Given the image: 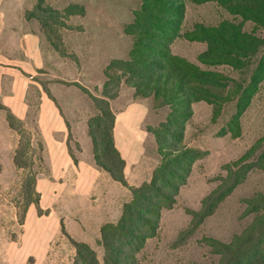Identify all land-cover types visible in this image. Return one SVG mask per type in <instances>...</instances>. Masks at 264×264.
Instances as JSON below:
<instances>
[{"label":"trees","instance_id":"trees-1","mask_svg":"<svg viewBox=\"0 0 264 264\" xmlns=\"http://www.w3.org/2000/svg\"><path fill=\"white\" fill-rule=\"evenodd\" d=\"M140 1V6L133 10V20L124 28L125 33L133 38L129 57L115 58L106 65V80L101 86L100 96L92 94L80 82L72 83L88 94L98 108V112L88 120V134L93 142L96 164L132 194L131 201L123 204L118 222L107 223L101 229L102 260L89 244L70 239L76 248L75 264H139L140 251L149 239L158 234L163 210L174 207L194 164L202 158L199 150L185 143L187 124L195 113L193 104L206 102L221 107L235 102L236 113L231 117L229 133L238 137L241 134L239 118L245 114L264 81V39L256 34L259 29L264 30V0ZM187 2H216L234 18H240V22L223 19L217 26H205L200 22L183 31ZM39 11L57 15L61 28L84 31L83 25L67 24L70 17L86 15V7L82 4L71 3L63 10H57L46 6L44 0H36L35 7L24 16L33 19ZM246 22L255 25L251 32L244 29ZM179 38L207 44L206 51L198 55V60L208 69L172 52L171 45ZM65 47L54 45L64 57H73L75 54L69 53ZM218 65L231 66L240 71L252 65L255 67L244 85L210 69ZM231 84L236 86L234 90ZM123 85L132 88L137 99L152 97L156 110L163 107L170 109L163 122L155 127L148 126V131L156 140L160 162L152 179L138 187L127 184L125 160L114 143L115 114L111 101L118 97ZM8 112L10 125L21 137L14 154V164L25 171L22 182L24 210L19 220L23 224L31 204L36 206L40 215L45 212L40 208L41 195L36 188L37 172L33 158L36 148L32 137L23 129L25 122ZM261 141L264 137L256 144ZM39 146L42 149L43 145ZM254 147L241 159L225 165L227 175L221 178V184L216 189L203 198L198 211L188 210L192 217L191 232L215 213L236 186L246 180L251 169L258 167L264 170V164L246 163ZM260 160L264 162V153ZM244 204L245 214L254 217L241 233L234 235L230 243L206 238L213 253L220 257L218 264H264V194L247 198ZM27 264H35L34 259L29 258Z\"/></svg>","mask_w":264,"mask_h":264},{"label":"rangeland","instance_id":"rangeland-1","mask_svg":"<svg viewBox=\"0 0 264 264\" xmlns=\"http://www.w3.org/2000/svg\"><path fill=\"white\" fill-rule=\"evenodd\" d=\"M44 1L46 6H51L57 10H63L71 3L82 4L86 7V15L78 18L77 23L81 24L72 22L73 17H70L67 21L69 25H83L84 32L74 35L67 34V32L73 31L60 27V18L57 15L39 11L33 19L37 20L41 26L44 48L60 54L54 48V45L64 48L66 46L64 39L66 38L65 41L68 42L69 47L66 46L65 50L76 55V57L74 55L68 58L61 55L63 57L57 59L53 57L50 61L52 65L49 66L51 74L53 75L54 71L57 75L72 80L78 76L82 82L86 83V85L83 84L85 88L92 94L100 96L101 86H103L105 79L104 69L106 64L115 58L127 59L129 57L133 38L125 33L124 28L126 24L133 20V10L140 6L141 1ZM201 6L204 7L203 4L189 3L187 5V10L190 7L189 16H193L195 8L201 9ZM201 14L204 16L203 20L206 23L211 22V25H216L217 22L215 21L223 19L240 22V18H234L223 7L221 8L215 4L203 9ZM197 16L198 14H195L194 17H190L188 25H191L194 21H199L194 20L197 19ZM254 27L253 23L246 22L244 29L251 32ZM256 34L264 39V30L259 29ZM61 41L65 46L62 45ZM201 45L205 46V44L197 43L196 49L184 38H179L175 45L177 49L172 48V51L201 66L200 61L195 56ZM202 67L204 69L209 68ZM254 67L255 65H252L249 69L240 71L231 66L218 65L210 67V69L220 71L222 74L246 85ZM41 77L48 78L49 76L43 75ZM81 81L79 82L81 83ZM50 87L54 93L66 102L74 96L90 99L93 104V111H95L94 115L98 112L92 98L79 87L75 85L65 86L62 81L51 82ZM230 87L232 90L236 88L234 84H231ZM122 89H125V91H131V89L129 86L123 85L121 95L117 100L127 104L130 95ZM116 103L114 104L115 107ZM150 108L145 122L150 123L151 126L154 123L157 126L163 121L166 113L169 112L168 107L159 112H155L152 107ZM193 108L195 114L187 124L185 143L199 150L202 153V158L196 161L188 182L181 188L177 203L172 209L163 210L158 234L149 239L146 247L140 251L138 255L139 264H218L220 257L213 253L214 250L208 244L206 238L230 243L234 235L241 233L254 217L252 214H245L244 200L258 193L264 194V170L255 167L248 172L246 180L241 185H237L234 191L218 206L215 213L191 232L190 220L192 217L188 210L198 211L203 198L221 184V178L227 175L226 170H224L226 164L241 159L254 145V152L246 163L264 164L260 160L262 153H264V141L256 144L258 140L264 137V81L245 114L239 118L241 134L238 137H234L229 133L231 117L236 113L235 102L226 103L221 107H214L205 102H196ZM70 122H74V133L83 139L84 136L80 133L81 122L72 120ZM23 129L32 137V144L36 148L33 157L35 171L37 172L36 179L40 177V174L47 177L50 168L46 160L44 147L42 146L41 149L39 146L42 142L38 136L35 119H29L24 124ZM84 134L86 135L85 139L89 140L88 155H90L93 153L92 143L86 131ZM20 140L19 133L10 125L8 110L0 104V264H27L29 258H31L24 254V245L27 241L24 238V233L28 228V224L25 223L27 218L23 222L25 225L19 222L24 210L22 182L25 171L15 166L14 154ZM70 145L73 155L81 150L79 149L81 147L80 143L73 136H71ZM147 152L149 158L154 157L155 153L157 154L155 140L153 142L150 140L147 143ZM83 153L87 154L86 150H83ZM30 206L33 216L37 220L39 213L36 206L33 204ZM42 210L45 212L44 215L48 214L46 208ZM42 218L46 220V216ZM32 226H35V223ZM65 244L66 246L61 248L60 252H64V255L70 259V263L74 261L75 264L76 248L71 240H67ZM94 249L98 254V258L102 260L104 249L101 242H98Z\"/></svg>","mask_w":264,"mask_h":264},{"label":"crops","instance_id":"crops-1","mask_svg":"<svg viewBox=\"0 0 264 264\" xmlns=\"http://www.w3.org/2000/svg\"><path fill=\"white\" fill-rule=\"evenodd\" d=\"M189 3L196 4L193 2L186 4L183 31L191 29L195 23L217 26L222 21H215L217 24L211 25V22L206 23L203 20L204 16L201 14L203 9L214 4L218 6L216 2H207L196 4L204 5L201 9L195 8V14L198 16L194 20L199 21L188 25L190 17L195 16V14L189 16L190 7L187 10ZM35 5L36 0H0V104L25 123L31 118L35 119L38 136L50 168L47 177L40 174L36 181L37 191L41 195L40 208H46L48 214H38V219L35 220L31 206L29 210L27 209V219L25 218L26 221L24 219L26 225L28 224L24 233V238L27 239L24 254L33 258L36 264H74V261L70 263L64 252H60L61 248L66 246L67 240L87 243L94 249L101 241L102 227L107 223L118 222L123 204L131 201L132 194L121 183L113 180V177L94 160V146L88 134V120L95 113L92 101L74 96L66 102L52 91L51 82L62 81L65 86L70 87L73 86L72 83L81 80L78 76L73 80L62 77L54 71L53 75L51 74L49 69L52 65L51 59L63 56L44 48V37L39 22L25 18L24 14ZM78 18L81 17H73L72 22L81 24L77 23ZM78 33L82 32H67L73 35ZM65 39L64 43L69 47ZM176 41L171 45V50L176 48ZM186 41L195 48L197 43L205 44L201 41ZM49 48L52 49L51 46ZM206 48L207 44L199 47L200 50L198 49L195 55L197 59ZM202 66L204 65L201 64ZM43 75L49 77L42 78ZM105 80L106 77L104 82ZM81 83L86 85L85 82ZM130 89L131 91L122 89L130 95L127 104L117 101L121 95V88L118 97L111 101L115 114L113 136L115 146L125 160V180L129 186L138 187L152 179L153 172L160 162L157 144V154L155 153L154 157L149 158L147 152V143L155 140L153 134L148 131L151 124L145 122L148 112L150 107L155 112L165 107L156 110L152 97L137 99L135 91ZM71 120L81 122L80 133L84 136L83 139L74 133V122H70ZM155 126L154 123L151 127ZM85 131L92 143L93 153L90 155L89 140L85 139ZM70 136H73L81 146L79 148L81 150L74 155ZM83 150H86L87 154H84ZM43 216H46V220L42 218ZM34 223L35 226H32Z\"/></svg>","mask_w":264,"mask_h":264}]
</instances>
